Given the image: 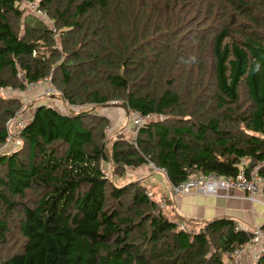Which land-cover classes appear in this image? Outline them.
I'll return each instance as SVG.
<instances>
[{
	"label": "trees",
	"instance_id": "obj_1",
	"mask_svg": "<svg viewBox=\"0 0 264 264\" xmlns=\"http://www.w3.org/2000/svg\"><path fill=\"white\" fill-rule=\"evenodd\" d=\"M48 76L91 108L32 101L22 145L0 151V264H226L255 237L170 216L141 179L115 178L152 165L172 186L264 179V0H0V88ZM20 93L0 94V147ZM111 106L152 118L122 139Z\"/></svg>",
	"mask_w": 264,
	"mask_h": 264
},
{
	"label": "built area",
	"instance_id": "obj_2",
	"mask_svg": "<svg viewBox=\"0 0 264 264\" xmlns=\"http://www.w3.org/2000/svg\"><path fill=\"white\" fill-rule=\"evenodd\" d=\"M40 13V12H39ZM42 14V13H40ZM55 32V30H53ZM52 77L48 76L37 84H29L25 93H20L16 89L11 88H0L2 94L18 95H29L31 99L24 101V106L14 115V117L8 122V138L6 143L0 147V151L7 150L10 148L19 147L22 145V141L19 138L20 133L23 131L26 125V109L30 102L45 99L48 104L56 106L64 114H69L72 110H83L84 106H72L52 84ZM25 97V96H24ZM55 102H59L57 105ZM115 104V103H114ZM152 117L148 116L143 118L140 116L142 125L147 119L150 120ZM246 163V160L241 161V166ZM263 186L264 179L258 175L257 171L251 172L248 176L246 171L242 168L239 175L236 178L222 176L216 173L211 174H196L192 175L187 181L171 187L172 195H185L192 192L201 193L208 196H220L228 195L232 190H241L246 194V197L252 202H259L260 197H263ZM152 196V193H149ZM162 202V208L166 204V199H160ZM255 237L247 243L243 248L233 253V264H240L243 253L254 247L261 248L260 252L255 255V262L260 258L264 252V230L257 227L254 230Z\"/></svg>",
	"mask_w": 264,
	"mask_h": 264
},
{
	"label": "crops",
	"instance_id": "obj_3",
	"mask_svg": "<svg viewBox=\"0 0 264 264\" xmlns=\"http://www.w3.org/2000/svg\"><path fill=\"white\" fill-rule=\"evenodd\" d=\"M127 172L134 179H141L144 185L152 187L158 193L157 198L166 199L163 208L166 214H178L185 222L191 221L201 226L216 218L229 217L246 230L254 231L257 227L264 226V196L260 197L259 202H252L241 190H232L226 196H208L197 192L172 195V185L165 173L154 166L143 165L128 169ZM260 250L261 248L254 247L243 253L240 264H256L255 255Z\"/></svg>",
	"mask_w": 264,
	"mask_h": 264
},
{
	"label": "rangeland",
	"instance_id": "obj_4",
	"mask_svg": "<svg viewBox=\"0 0 264 264\" xmlns=\"http://www.w3.org/2000/svg\"><path fill=\"white\" fill-rule=\"evenodd\" d=\"M21 9H24V6H22ZM24 10H26V9H24ZM25 16H26V13H25L24 17ZM0 94H1V92H0ZM5 95L8 96L9 94H5ZM10 97H13V96H10ZM24 99H25V101H28V99H31V98L29 95H27V98L23 96V100ZM35 102L37 103V105H39V104H46L49 101L41 98ZM50 102H52V101H50ZM53 102L56 103L57 105H59V102H55V101H53ZM90 108H91L90 106L85 107L83 110H89ZM101 112H102V114L107 116V118L110 121L106 130H108V132L110 134H114V136H116V137L126 139L129 141L133 140L136 137L137 131L139 130V128L141 127L142 122H143V120L141 121L140 116H138L137 114H130V116H127L125 110L120 108V107L111 106L108 108H104L103 111H101ZM150 120L147 119L146 121H150ZM103 166H104L103 167L104 170H106L107 173H109L111 171L110 165L103 164ZM132 179H134L133 176L127 175L126 177L115 178V182L117 185H124L125 183L130 182ZM224 260H225L226 264H233L232 261H229L227 255L224 256Z\"/></svg>",
	"mask_w": 264,
	"mask_h": 264
},
{
	"label": "water",
	"instance_id": "obj_5",
	"mask_svg": "<svg viewBox=\"0 0 264 264\" xmlns=\"http://www.w3.org/2000/svg\"><path fill=\"white\" fill-rule=\"evenodd\" d=\"M115 105V104H114ZM120 108H122V109H124L125 110V112H126V114H127V116H130V112H129V110L126 108V107H120Z\"/></svg>",
	"mask_w": 264,
	"mask_h": 264
}]
</instances>
